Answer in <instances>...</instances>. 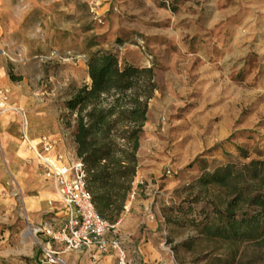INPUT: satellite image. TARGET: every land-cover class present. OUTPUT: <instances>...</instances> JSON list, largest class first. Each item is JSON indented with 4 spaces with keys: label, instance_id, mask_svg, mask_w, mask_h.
Listing matches in <instances>:
<instances>
[{
    "label": "rangeland",
    "instance_id": "374dc122",
    "mask_svg": "<svg viewBox=\"0 0 264 264\" xmlns=\"http://www.w3.org/2000/svg\"><path fill=\"white\" fill-rule=\"evenodd\" d=\"M96 51L114 54L120 66L153 68L158 86L137 153L144 185L132 200L144 221L140 238L154 222L155 242L130 243L129 257L139 245L156 252L149 264H227L232 257L233 264H264V237L230 244L203 237L193 224L211 223L212 206L224 209L237 191L245 197L258 189L243 172L225 187L198 179L264 161V0H0V58L10 78L50 96L60 116L89 84L86 59ZM2 91L4 111H12ZM14 178L0 161V264L45 261L18 193L29 184ZM51 202L61 210L58 199ZM237 206L242 217L248 209ZM63 216L52 215L47 227L57 232Z\"/></svg>",
    "mask_w": 264,
    "mask_h": 264
},
{
    "label": "trees",
    "instance_id": "16d2710c",
    "mask_svg": "<svg viewBox=\"0 0 264 264\" xmlns=\"http://www.w3.org/2000/svg\"><path fill=\"white\" fill-rule=\"evenodd\" d=\"M86 71L89 84L79 87L64 102L61 116L71 130L75 156L85 174L86 189L97 214L111 225L124 214L138 171L137 153L148 121V104L158 90L153 68L120 66L110 52L88 54ZM240 172L258 186L245 197L238 193L224 209L212 206V220L195 224L200 235L211 240L235 244L264 237V161L252 160L235 170L231 165L202 175V186H228ZM254 183V184H255ZM248 210L239 217L238 202ZM192 210L182 212L190 215ZM234 257L227 264L234 263Z\"/></svg>",
    "mask_w": 264,
    "mask_h": 264
},
{
    "label": "crops",
    "instance_id": "0c3cea01",
    "mask_svg": "<svg viewBox=\"0 0 264 264\" xmlns=\"http://www.w3.org/2000/svg\"><path fill=\"white\" fill-rule=\"evenodd\" d=\"M8 72L5 59L0 58V88L9 91L7 103L12 108V111L0 112V161L14 168L15 182L22 186L24 183L29 184L28 187L23 186L18 189L23 199L28 226L50 229L47 227L48 219L52 215L59 217L63 213L65 223L66 211L52 204L51 200L53 202L57 200L55 191L51 182L43 176L42 168L36 161L30 145L39 147L43 141L51 142L53 150L49 156L56 158L61 155L62 164L70 165L78 161L75 156L71 130L65 128L60 116L62 112L50 96H37L32 86L28 85L27 79L21 82L13 81ZM14 109L21 110L23 113L20 115L14 112ZM23 120L26 122V127L22 126ZM22 134L26 136V139H23ZM139 175L137 171L133 184L139 181ZM140 213L137 203L132 204L131 201L129 212L123 214L117 225L118 230H121L118 232L124 238L128 252L130 251L129 244L132 242H144L145 240L155 242L153 238L151 239L157 227L154 222L148 221L147 227L142 232L143 237L147 236V239L140 238V230L143 229L142 223H144L140 220ZM40 236L42 237L41 243L50 248V238ZM51 249L55 253L54 262L34 258V264H116L113 252L100 254L84 248L78 251H66L61 244L52 245ZM134 251L138 253V256L130 258L133 264L154 263L157 259L156 252L149 248H141L138 245Z\"/></svg>",
    "mask_w": 264,
    "mask_h": 264
},
{
    "label": "built area",
    "instance_id": "2783aa9c",
    "mask_svg": "<svg viewBox=\"0 0 264 264\" xmlns=\"http://www.w3.org/2000/svg\"><path fill=\"white\" fill-rule=\"evenodd\" d=\"M80 58L83 59V57ZM0 96H2L0 99V112H2L6 98L3 91L0 92ZM13 111L20 115L23 113L18 109ZM22 126L26 127L25 120L22 121ZM22 137L26 139L24 134ZM30 149L42 168L43 176L51 182L61 207L66 211V221L58 232L44 227L31 228L28 226L34 236L44 235L50 238V248L43 247L41 242L38 243L46 260L54 262L55 253L51 246L61 244L66 251H78L84 248L100 254L113 252L116 264H133L125 247V240L118 232L119 222L111 225L97 214L91 196L86 189L85 174L81 163L76 161L70 165H63L61 155L51 158L49 156L53 150L51 142L43 141L39 147L30 145ZM167 173L169 174V172ZM139 185H144V182L139 180L132 185L128 201L124 206V214L129 212L131 201L134 199L136 188Z\"/></svg>",
    "mask_w": 264,
    "mask_h": 264
}]
</instances>
